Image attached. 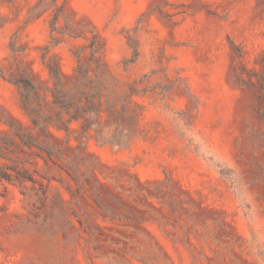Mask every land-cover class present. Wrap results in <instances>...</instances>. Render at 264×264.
Instances as JSON below:
<instances>
[{
  "label": "rangeland",
  "instance_id": "rangeland-1",
  "mask_svg": "<svg viewBox=\"0 0 264 264\" xmlns=\"http://www.w3.org/2000/svg\"><path fill=\"white\" fill-rule=\"evenodd\" d=\"M0 264H264V0H0Z\"/></svg>",
  "mask_w": 264,
  "mask_h": 264
},
{
  "label": "trees",
  "instance_id": "trees-1",
  "mask_svg": "<svg viewBox=\"0 0 264 264\" xmlns=\"http://www.w3.org/2000/svg\"><path fill=\"white\" fill-rule=\"evenodd\" d=\"M51 76L56 79V82H60V77L56 69H52L48 66ZM53 70V71H52ZM15 84L19 87L22 94L23 109L25 113L31 118L33 124L40 128L43 132H46L50 127H55L59 130L70 131V124L73 121L84 120L83 132L87 133L90 129V123L92 121L91 114H97L95 109L93 113L89 110H93L96 106L94 99H92L89 94L85 91L80 92L79 89L77 93L71 97L68 94L61 95V90L56 88V90H50L51 95H53L56 107V113L53 116L52 112L50 115H44L42 110L37 107L39 99V91L36 86H34L28 79H23V81H16ZM79 94H86L87 102L83 106L82 98H78ZM98 106V105H97ZM68 116V119L65 118Z\"/></svg>",
  "mask_w": 264,
  "mask_h": 264
}]
</instances>
